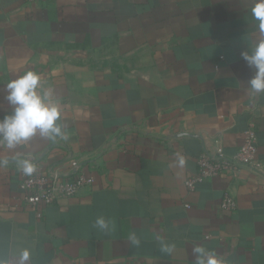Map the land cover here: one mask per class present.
Segmentation results:
<instances>
[{"label": "crops", "instance_id": "obj_1", "mask_svg": "<svg viewBox=\"0 0 264 264\" xmlns=\"http://www.w3.org/2000/svg\"><path fill=\"white\" fill-rule=\"evenodd\" d=\"M253 2L0 0V116L6 83L33 70L68 137L0 145L12 160L0 167V264L23 251L26 264H196L197 245L224 264H264V92H251L241 57L264 41ZM250 125L261 170L189 190L199 154L232 155ZM86 152L89 186L39 216L27 207L13 158L65 170Z\"/></svg>", "mask_w": 264, "mask_h": 264}, {"label": "clouds", "instance_id": "obj_2", "mask_svg": "<svg viewBox=\"0 0 264 264\" xmlns=\"http://www.w3.org/2000/svg\"><path fill=\"white\" fill-rule=\"evenodd\" d=\"M251 15L259 22V29L264 33V0H254ZM241 57L254 74L248 80V85L253 94L264 92V41H260L249 51H242ZM8 104L11 111L0 116V145L9 150L30 141L39 134L42 138L56 140L68 139L62 124V110L58 99L51 89H44L41 84V75L33 70L24 71L15 75L4 86ZM23 174L31 175L36 169L30 159L13 158ZM12 160L0 157V167L7 166ZM181 166L184 160H180ZM96 224L101 229H107L108 223L103 218H98ZM133 243H139L133 235ZM196 264H224L214 253L202 246H195ZM29 252L20 254V264H26Z\"/></svg>", "mask_w": 264, "mask_h": 264}, {"label": "built area", "instance_id": "obj_3", "mask_svg": "<svg viewBox=\"0 0 264 264\" xmlns=\"http://www.w3.org/2000/svg\"><path fill=\"white\" fill-rule=\"evenodd\" d=\"M25 1L34 4L39 0ZM256 155L257 139L254 128L250 125L244 132L241 144L232 155L225 154L220 145L214 150L202 151L196 159L197 171L185 179V186L192 190L203 180L234 174L244 166L259 171L261 167ZM92 156L93 152H86L70 158L65 170H61L60 167L43 170L36 164V169L31 175H25L20 170L19 187L24 193L23 199L27 207L39 216L41 206L74 196L89 186L94 177L84 169L83 164ZM235 205L234 198L224 194L220 204L222 210L229 212Z\"/></svg>", "mask_w": 264, "mask_h": 264}]
</instances>
